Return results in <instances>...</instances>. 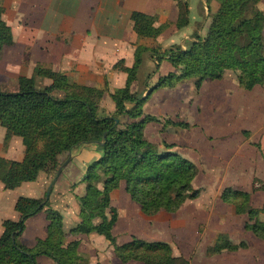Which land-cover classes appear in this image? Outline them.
<instances>
[{
	"label": "trees",
	"instance_id": "trees-1",
	"mask_svg": "<svg viewBox=\"0 0 264 264\" xmlns=\"http://www.w3.org/2000/svg\"><path fill=\"white\" fill-rule=\"evenodd\" d=\"M218 3L212 15L208 33L186 46H173L160 53L144 46L136 47L134 64L126 69L123 88L109 95L114 110L103 115L101 101L105 89L76 84L66 75L47 68H38L39 76L51 81L44 88L21 83L14 92L0 88V126L22 140L25 148L21 162H14L2 178L5 190H13L22 183L35 181L43 171L55 175L61 166L60 159L68 158L73 149L92 142L100 156L86 168L81 182L85 192L77 197L79 222L70 228L69 235L97 234L105 236L122 263L189 264L182 257H174L170 245L147 242L137 238L118 245L111 234L117 211L110 207V195L123 182L130 200L146 216L159 211L175 213L187 200L198 197L193 181L198 168L172 149L173 144L151 143L144 134L146 125L160 120L145 114L144 100L159 89L173 83L194 78L200 89L203 81L221 80L226 71L236 72L238 86L251 90L264 84V8L256 9L261 0H206ZM3 0H0V50L12 45L10 28L3 20ZM190 10L186 3L178 5L177 30L188 26ZM130 20L140 38L157 39L169 24L155 25L153 16L132 12ZM146 58H154L157 65L166 60L173 72L161 77L147 97L132 91L138 73ZM150 74H147V78ZM146 92V91H145ZM164 125L189 128L184 122L164 120ZM49 185V184H48ZM52 190V189H51ZM51 193V192H50ZM20 197L14 209L20 214L18 221L5 220L0 237V264H38L37 258L48 257L55 264H89L77 253L78 241L66 243L61 214L50 207L49 200ZM220 198L233 205L236 215L246 216L244 228L257 239L264 241V222L254 220L256 211L250 206V194L227 188ZM44 211L48 225L46 237L38 239L32 248L20 242L25 223ZM245 243L229 244L234 252L245 248Z\"/></svg>",
	"mask_w": 264,
	"mask_h": 264
},
{
	"label": "crops",
	"instance_id": "crops-1",
	"mask_svg": "<svg viewBox=\"0 0 264 264\" xmlns=\"http://www.w3.org/2000/svg\"><path fill=\"white\" fill-rule=\"evenodd\" d=\"M209 7L216 12L218 3L211 1ZM263 8L264 3L258 9L262 11ZM3 9L2 17L11 30L12 45L4 46L0 50V87L2 89L9 87L13 92L21 83H30L40 89L47 87L51 81L37 73L38 68H47L53 72L63 73L78 85L105 89L100 105L103 115L114 110L109 95L124 87L126 69L134 64L136 47L156 48L159 51L161 47H157L161 43L159 39L174 26L178 17V6L174 0H3ZM132 12L153 16L156 26L169 24V27L155 40L140 38L133 30L130 20ZM261 25L264 36V24L261 23ZM149 41H156V47L150 46ZM161 48L159 52L163 53L165 50ZM155 64L157 65L156 61ZM171 69V65L166 60H162L156 72L158 77H164V74L170 73ZM153 75L150 79L158 78ZM224 78L225 73L221 80L203 81L199 89L202 90L199 98L204 99L200 102H203L205 107L200 116L196 115L195 122L191 119L176 121L187 123L189 128L199 126L196 130L201 132L202 136L198 137L197 134L195 138L187 139L185 142L190 146L189 148L180 146L177 139H174L177 136L180 138L189 128L174 127V132L170 133V136L158 133V129L154 135L151 132L153 125L157 128L160 126L161 129L167 126H163V119L158 118L159 115L164 114V110L171 109L165 101L160 102L165 98L162 96L165 91L159 89L153 92L151 99L149 97L144 101L143 111L155 100L154 102L158 105L155 106L152 116L160 120L159 123L146 125L145 137L156 145L162 142L173 144L174 152L198 168L193 187L199 191V195L193 200L185 201L175 213L159 211L153 216H146L140 211L139 206L130 200L122 182L120 187L110 195V207L118 214L111 234L118 245L125 244L133 238L166 243L170 245L174 257H182L189 264H264V250L260 248L264 241L246 231L244 225L247 217L236 215L233 205L220 198L222 191L227 188L247 192L250 194V206L253 208L251 192L245 188L233 186L232 183V179L241 169L238 173L237 171L233 173L227 167V159L222 157V154L227 152L226 147L231 144L230 137L234 135L233 124L230 121L232 117L229 119L228 111L222 113L216 110V107L222 104L225 108H229L233 88L236 90L235 95L242 96L264 84L256 85L246 91L238 86L236 73H234L235 82L232 87L224 86ZM149 90L146 87V93ZM106 96L109 100L108 111L104 109L103 104ZM254 104L253 108L256 109L257 103L254 102ZM240 107L236 126L247 124L245 130L264 127V119L255 116L253 120L248 121L249 117L243 114ZM168 127L171 126L168 125ZM176 132L179 135H175ZM237 135L235 134L234 137ZM258 138L261 139L260 147L264 150L263 131L258 133ZM241 141L242 139L239 143ZM84 145L85 149H82ZM86 151H90L89 154H86ZM24 154L22 140L0 126V237L3 233V221L19 220L20 214L14 209L16 200L20 197L41 199L48 187L47 180L39 175L35 181L22 183L13 190L4 189L2 178L11 164L23 160ZM69 156L70 162L62 172L69 166L66 172L69 173V179L80 177V180L69 185V180L66 179L67 188L61 186L55 188L54 184L49 196L51 208L62 215L64 230L67 233L66 243L78 241L77 253L87 259L89 264H142L135 261L122 263L116 257L113 247L105 236L69 235L70 228L79 222L77 197L81 195L75 192V187L84 177L88 163L96 160L100 152L97 151L95 143L82 144ZM257 159H255L254 170L264 176V160ZM245 170L250 172V168ZM74 173L76 176L73 177ZM239 176L240 174L236 177ZM81 183L84 185L83 182ZM238 218H243V221L239 222ZM47 225L44 211L29 218L25 223L20 242L28 248L34 247L38 239L46 237ZM236 225L240 226L238 235L236 232H231L232 227ZM237 242L245 243L246 247L234 252L226 249L229 244ZM37 263L55 264L45 256L38 257Z\"/></svg>",
	"mask_w": 264,
	"mask_h": 264
},
{
	"label": "rangeland",
	"instance_id": "rangeland-1",
	"mask_svg": "<svg viewBox=\"0 0 264 264\" xmlns=\"http://www.w3.org/2000/svg\"><path fill=\"white\" fill-rule=\"evenodd\" d=\"M176 3V6L182 3H186L189 10H190V22L187 27L177 30L174 26L170 27L168 31L159 39L160 40V45L158 46L163 47V50H167L172 48L173 46H180L184 47L186 46L190 41L196 38H204L207 35L209 23L211 20L212 15L215 13L212 10H210V7H208V3L204 6V3L206 0H174ZM264 3V0L261 1L258 4V7H256L257 10L262 6ZM261 5V6H260ZM208 10H207V8ZM263 33V31H262ZM264 37V36H263ZM156 41H149L148 44L152 47H156L155 45ZM161 47H159V51H161ZM156 50V48H153ZM157 71V66L155 65V60L154 58H146V61L142 65L141 70L138 73V81L133 85V91H138L139 93L144 92V97H147L146 91V85L151 86L155 84L161 77H158V72ZM173 68L171 69V72H173ZM157 73V75H155ZM169 72H166L164 75H168ZM236 73V72H235ZM147 74H150V77L153 75L155 79H150L147 78ZM224 80V86L225 87H232V84H234V72L233 71H228L225 72V78ZM194 78L186 79L182 83L176 82L173 83L172 86L165 87L161 90H164V96L165 98L161 100L160 102L165 101V104L168 106V108L171 109H166L164 110V114L159 115L158 118H162L164 120H170L172 122L176 121H186L188 119H191L192 122H195V117L196 115H201L204 103L200 102L203 101L204 99L199 98L201 95L200 92L202 90H197L194 86ZM1 88V87H0ZM209 89L208 87H206ZM234 92L231 95V105L229 108H225V106L219 105L217 106L216 110L222 113H226L227 111L229 112V119L232 117L230 120L231 123L233 124L232 130H234V135L233 137H230V142L231 144L226 147L227 152L222 154V157H225L227 159V167L233 171H237L241 169V171L236 174L240 176L239 177H234L232 180V183L234 184L233 186H238L241 188H245L246 190H249L251 194L253 195V202H252V207L256 209V214L254 217V220L256 221H262L264 222V176L259 172V174L254 170V163L255 159L257 160H264V150L261 149L260 147V138H258V133L261 131L264 132V127L260 126L259 128L253 127L252 130H245L247 124H243L241 126H236V119H238L237 115L239 112V106H241V110L244 115L248 116V121L253 120L255 116L258 118L264 119V85L256 87L253 92H249L247 94H244L242 96L240 95H235V88H233ZM1 90L5 92H13L9 87L2 89ZM157 91V90H156ZM154 91V93L156 92ZM152 93L151 97L154 95ZM248 96V97H247ZM107 97V96H106ZM154 99V98H153ZM159 99V98H157ZM148 100V99H147ZM146 101V99L144 100ZM151 103L149 107L145 108L144 112L146 114H151L155 109L156 102ZM254 102H256V109L253 108L255 106ZM108 97L105 99L104 104V109L108 111ZM244 104V105H243ZM163 125V123H162ZM192 125V124H191ZM170 126V125H169ZM173 127V126H171ZM165 126L162 129L160 126L157 128L156 126H151V132L153 135L156 133L155 131L157 130L158 133L160 134H167L170 136V133L174 132V127L171 128ZM197 129H199V126H193L187 130V132H183L182 136L179 138L177 136L174 137V139H177V141L180 143V146L184 147H190L188 144H186L185 141L187 139H193L195 136L198 134L199 136H202L201 132H197ZM235 134H238L236 137ZM257 134L255 137L254 135ZM175 135H179L177 132ZM172 137V136H171ZM162 139V138H161ZM169 139H171L169 137ZM242 139V141L239 143V140ZM164 140V139H163ZM92 142H87L85 143L86 145H90ZM85 145L82 147L84 148ZM90 147V146H89ZM258 148V149H257ZM88 149V148H87ZM73 152L76 151V149L72 150ZM72 151L70 153H72ZM90 151H86V154H89ZM65 158L62 157L60 159L61 165L64 163ZM72 165V164H70ZM89 165V163H88ZM68 167L62 172L61 176L59 177L58 181L55 183L54 187H66V182L65 180L68 179V184L71 185L73 183H76L80 180V177H74L76 174L74 173L73 177L74 179H69V173H66L68 171ZM87 168V167H86ZM246 168H250V172H246ZM71 169V168H70ZM244 170V171H243ZM264 170V168H263ZM41 178L46 179L47 183L50 184L52 181L54 175H48L45 172L40 173ZM200 179H199V185H200ZM198 184V183H197ZM76 190L75 192L79 195H83L85 192V184L83 185L81 182L76 185ZM63 202H65L63 200ZM65 205V204H64ZM135 205V204H134ZM51 207V205H50ZM60 213V212H59ZM62 216V215H61ZM239 222H242L243 218H238ZM63 221V218H62ZM237 221V222H238ZM240 226H233L231 232H238ZM209 230V228L207 229ZM241 232V229H240ZM238 235V234H237ZM252 235V234H251ZM241 242H237L235 245L240 244ZM264 250V244L260 246Z\"/></svg>",
	"mask_w": 264,
	"mask_h": 264
},
{
	"label": "water",
	"instance_id": "water-1",
	"mask_svg": "<svg viewBox=\"0 0 264 264\" xmlns=\"http://www.w3.org/2000/svg\"><path fill=\"white\" fill-rule=\"evenodd\" d=\"M70 162V156L67 158L66 161H64V163H62V165L58 168L57 172L55 173L52 181L50 182V184L48 185L46 192H45V198L43 203L47 202L49 200V196H50V192L51 189L53 187V185L55 184V182L57 181L58 177L60 176L63 168Z\"/></svg>",
	"mask_w": 264,
	"mask_h": 264
}]
</instances>
